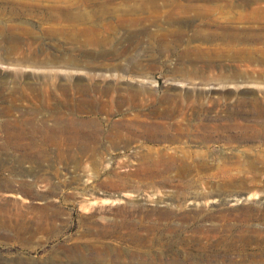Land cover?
<instances>
[{
	"label": "rangeland",
	"instance_id": "rangeland-1",
	"mask_svg": "<svg viewBox=\"0 0 264 264\" xmlns=\"http://www.w3.org/2000/svg\"><path fill=\"white\" fill-rule=\"evenodd\" d=\"M14 1L0 0L25 40L15 52L0 34V264H264V174L153 176L140 156L158 142L135 120L151 91H170L189 108L177 114L189 150L264 149V66L191 39L264 32V0ZM87 32L115 42L86 45Z\"/></svg>",
	"mask_w": 264,
	"mask_h": 264
},
{
	"label": "bare ground",
	"instance_id": "bare-ground-1",
	"mask_svg": "<svg viewBox=\"0 0 264 264\" xmlns=\"http://www.w3.org/2000/svg\"><path fill=\"white\" fill-rule=\"evenodd\" d=\"M37 2L38 0H15L14 4L21 3L24 5L34 6ZM20 29L21 28L19 27V25H16L13 23L4 25L3 23L0 22V34L2 33L5 34L6 32L11 34L10 38L6 39L7 49L11 51H15V52L22 49L25 40L23 41L22 40L23 38L21 39V35L19 37L16 35L19 33L21 34V32H15ZM8 31H11V32H8ZM26 33L28 32H22V34H24L25 36H26ZM147 33L150 36H157L154 32H152V34L151 32H147ZM156 33L158 34L159 32H156ZM169 33L170 32H160V34L164 36H167ZM192 37L196 39L197 41H200L201 42L200 44L202 46H205V48L202 47L201 45H198L197 47L195 46L197 51H204V52L211 51V55H214L216 58H222V59L227 58L232 61L239 62L241 64L242 63L244 64H254L255 63V64H260L264 66V32H193V36H191V39ZM109 38H110L109 36L105 37L103 35V32H87L85 34L84 44L94 45L95 47V46H101L103 44H109V43L115 42L114 41L115 39L111 40ZM188 48H191V47H188ZM45 88L46 89L48 88L47 83L45 85ZM153 94L154 92L151 91L150 103H151V106L152 104L153 106L152 107L150 106L148 111L143 110L142 112H139L138 114L135 115V118H136L135 120L138 121V119L141 118L143 120V123H145L143 124L141 131L142 133L144 132L145 137H147V141L152 139V141L156 140L155 142H158L156 147H147L145 153H143L140 156V158L143 160V163L148 164V166L149 165L152 166V171L151 170L150 171L152 172L153 176H160L162 178L164 177L166 178V176L168 175L177 177V175H184L186 173L188 174L192 171V167L190 166L191 164L198 166V167L202 165L207 166V167L212 166V168H214V171L212 172L213 176L215 175L216 177H220L221 180L224 178L228 181H233L236 179H240V180L241 179L242 180L256 179V178H259L262 174H264V149L263 148L261 149L259 147H256V148L251 149V148H245L242 146H233L235 148L230 150L229 152L230 156L222 157V158L220 157L217 159L214 158L211 160L207 158V154L204 153L203 151L202 152L198 150L191 151L188 148H186L187 145L185 143L181 144L180 142L183 138L181 140L179 139V136H181L182 134L179 124L181 121L185 122L184 120H185L186 114L182 113V115L179 116L180 119H177V114L182 112L185 108L186 109H189V108H187V106L182 107L181 104L177 102L175 95L171 94L170 91H166L165 93H163L161 96H158V97L154 96ZM129 101L135 103L136 98L134 99L131 98ZM192 107L193 106H190V108ZM160 186H163V185H160ZM197 194L194 196V198L191 201L192 205L194 206L193 209L195 211L199 209H203V205H204L203 202L197 201L198 199L203 198L202 196L197 195ZM240 199L241 197H232L230 201L238 202ZM223 201L222 203H225L227 200H223ZM141 202L143 203V201ZM157 202L164 203V200L159 199ZM144 203H146V200ZM163 205L166 206V204H163ZM165 212L167 215L168 213H171L169 209H166ZM167 215H164V216H167ZM152 257H150V261L148 262V264H174L175 263L174 260L164 262L161 257H153V258ZM229 264H232V263H229ZM250 264H263V263L253 262Z\"/></svg>",
	"mask_w": 264,
	"mask_h": 264
}]
</instances>
